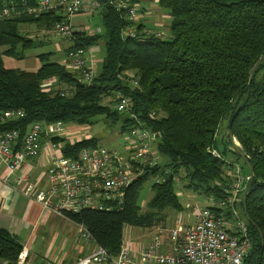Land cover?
<instances>
[{
    "label": "trees",
    "instance_id": "16d2710c",
    "mask_svg": "<svg viewBox=\"0 0 264 264\" xmlns=\"http://www.w3.org/2000/svg\"><path fill=\"white\" fill-rule=\"evenodd\" d=\"M12 2L18 7L37 4L0 0V11ZM160 6L171 19L164 29L170 39L132 23L110 1L101 7L104 35L79 32L71 38L68 52L105 47L106 57L91 83L53 61V53L38 55L42 66L37 72L5 67V57L23 61L36 50L31 33L24 34L20 26L36 24L38 30L50 32V25L60 20L56 12L0 23V113H24L0 125V136L18 131L20 148L34 124L94 125L104 118L120 123L125 149L119 154L132 158L126 138L134 129L156 135L154 162L136 164L143 171L121 206L66 214L113 255L120 252L127 228H156L166 222L167 212L185 209L177 187L218 202L226 197L231 174L240 166L253 177L240 205L253 241L244 264H264V0H160ZM131 28L136 38L127 35ZM66 86L75 91L63 97ZM118 95L129 99L128 114L116 111ZM109 98L110 104H104ZM64 133L43 136L42 153L45 140L63 144L68 158L99 148L93 138L71 143L70 134ZM136 165L134 171L140 172ZM149 176L155 179L154 197L144 211L139 196ZM23 249L17 236L0 229V264H18Z\"/></svg>",
    "mask_w": 264,
    "mask_h": 264
},
{
    "label": "built area",
    "instance_id": "2783aa9c",
    "mask_svg": "<svg viewBox=\"0 0 264 264\" xmlns=\"http://www.w3.org/2000/svg\"><path fill=\"white\" fill-rule=\"evenodd\" d=\"M108 1L119 11L125 12L129 21L137 23L139 9L136 3L132 4V0ZM93 10L87 0H37L36 6H27L24 2L23 7L12 2L6 3L0 11V23L26 17L39 19L46 13L56 12L60 20L50 25V31L71 39L80 32L74 21L91 15ZM86 34L94 35L95 32ZM127 35L137 37L134 28L129 29ZM89 51L85 48L72 49L67 53L64 63L72 71L78 72L86 83L93 82L97 75L96 68L89 62ZM74 91V87L66 86L62 96H70ZM115 109L121 114H128L131 109L129 99L118 95ZM23 117L22 111L0 113V125ZM64 132L63 122L34 124L20 148L19 132H7L0 136V156L11 173H15L30 160L41 157L43 136L62 137ZM155 138V134L142 128L134 129L126 138L128 149H133L132 158L124 157L118 150L102 147L83 150L77 158H68L63 153V144L50 143L52 157L46 173L48 185L42 187L40 182L35 183L30 179V174L24 175L20 180L27 184L24 194L40 203L47 212L65 217L67 213L104 211L115 205L121 206L126 192L143 171L136 164L149 162L155 155ZM235 142L240 146L237 140ZM214 155L219 157L216 152ZM134 165L139 167L140 172L134 171ZM231 175L232 182L225 190L226 197L196 211L192 224L177 222L167 233L159 231L150 243L138 241L135 246L129 241L126 232L117 255L98 245L82 227L81 235L87 242L93 243L95 249L75 264H244L253 241L241 216L240 205L253 177L245 175L240 166ZM160 181L157 179V182ZM29 257L30 251L24 247L17 263L26 264Z\"/></svg>",
    "mask_w": 264,
    "mask_h": 264
},
{
    "label": "rangeland",
    "instance_id": "374dc122",
    "mask_svg": "<svg viewBox=\"0 0 264 264\" xmlns=\"http://www.w3.org/2000/svg\"><path fill=\"white\" fill-rule=\"evenodd\" d=\"M87 1L93 6L94 10L92 14L79 17L74 22L75 24H77L78 21L83 22L87 29L96 31L95 34L104 35L106 33V28L102 16V8L93 0ZM161 22L163 24L159 25L160 28H158V30L149 28L147 26L149 23L145 24V28L149 29L150 32H157L166 40L170 39V31L166 34L167 32H164L165 23L163 19ZM136 24L139 25L140 22H137ZM154 25H156V23ZM20 28L22 30L24 28H30L33 31V33H31V38L34 41L37 52L39 54L53 53V61L60 58H66L68 50L73 46V41L70 38H64L53 31L47 33L45 30H38L36 24H23ZM88 54L91 55L90 53ZM94 56L99 60L98 64L96 63L95 65L96 70H99L106 57L104 45L99 46V49L92 54L93 58ZM110 101L111 98L105 99L104 104L109 105ZM221 127L220 134L222 135L226 131L227 123H223ZM65 131L67 134H70L68 140L71 143L77 139L93 138L98 143L99 147L108 150L116 149L119 152H122L125 149V141L120 137V123L113 125L111 120L103 118L94 125H81L76 122L68 123L65 124ZM154 182L155 179L152 176L147 177L141 189L139 204L144 211L148 210V205L154 197ZM177 193L180 195V200L185 208L183 211H179L180 214L173 211L167 212L166 222L156 228H127L126 231L129 234L128 239L134 246L135 244H138V241L150 243L159 231H164L162 233L165 234L167 233L166 231L177 222H181L182 224H192L195 221L194 216L196 215V211L209 206L213 200V198L207 199V196L204 194L190 190H181L179 187H177ZM82 233V227H54V229L49 230L45 236H38V242L36 243L33 252V255L35 254L36 256V262L38 261L37 258L44 257L45 259L46 256L47 263L59 264L61 260H64L68 256V254L69 257L75 258L90 255L94 251L95 246L93 243L87 242L81 235Z\"/></svg>",
    "mask_w": 264,
    "mask_h": 264
},
{
    "label": "crops",
    "instance_id": "0c3cea01",
    "mask_svg": "<svg viewBox=\"0 0 264 264\" xmlns=\"http://www.w3.org/2000/svg\"><path fill=\"white\" fill-rule=\"evenodd\" d=\"M135 1L139 9V16L136 21L140 22L139 25L158 30L159 25H162V19L165 23L164 29L170 26V16L160 6V0H132ZM153 23V24H152ZM156 23V25H154ZM76 26L80 32H96L87 29L83 22L78 21ZM28 32H27V31ZM146 31L150 32L149 29ZM24 33H33L30 28H24ZM48 33V32H47ZM151 33H157L152 32ZM34 47L35 44H34ZM98 49H91L88 54L89 62L96 67L98 64L97 57H92V54ZM40 55L37 50L29 53L27 58L23 61H17L9 57L4 58V64L7 69L20 70L23 72H37L42 63L38 59ZM35 57V58H33ZM65 58L55 60V62L65 63ZM32 62V63H31ZM44 151L39 159L30 160L27 165L15 173H11L7 163L0 156V229L7 230L13 235L17 236L24 247L30 251V257L26 264H49L44 257L37 258L33 255L34 247L38 242V236H45L49 230L54 227H82L69 218L61 215H56L47 212L43 206L37 201L29 198L24 194L27 184L20 181L24 175L30 174V179L40 186L48 185L46 173L52 157L51 145L47 140L44 141ZM180 214V213H178ZM48 255V254H46ZM84 257V256H81ZM81 257H69L61 260L59 264H75Z\"/></svg>",
    "mask_w": 264,
    "mask_h": 264
},
{
    "label": "water",
    "instance_id": "95a60500",
    "mask_svg": "<svg viewBox=\"0 0 264 264\" xmlns=\"http://www.w3.org/2000/svg\"><path fill=\"white\" fill-rule=\"evenodd\" d=\"M108 0H96V3L98 6H103ZM103 12H105V9L103 8Z\"/></svg>",
    "mask_w": 264,
    "mask_h": 264
}]
</instances>
